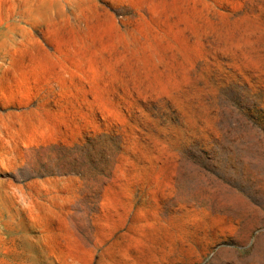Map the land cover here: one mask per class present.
<instances>
[{
	"label": "rangeland",
	"instance_id": "374dc122",
	"mask_svg": "<svg viewBox=\"0 0 264 264\" xmlns=\"http://www.w3.org/2000/svg\"><path fill=\"white\" fill-rule=\"evenodd\" d=\"M0 264H264V0H0Z\"/></svg>",
	"mask_w": 264,
	"mask_h": 264
}]
</instances>
